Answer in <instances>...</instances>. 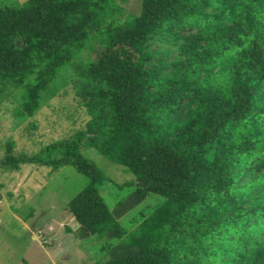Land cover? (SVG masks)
<instances>
[{
	"label": "trees",
	"instance_id": "16d2710c",
	"mask_svg": "<svg viewBox=\"0 0 264 264\" xmlns=\"http://www.w3.org/2000/svg\"><path fill=\"white\" fill-rule=\"evenodd\" d=\"M112 4H0V104L19 94L17 115L40 107L97 25L102 47L83 74L91 118L52 143L64 155L51 161L89 178L67 208L81 237L110 235L100 246L109 258L92 264H264V0H142L127 23ZM185 28L197 31L179 47V74L147 70V43ZM14 142L0 163L38 160L9 154ZM86 146L136 175L116 184L131 185L117 201L106 198L113 180L87 162ZM152 194L158 203L121 222Z\"/></svg>",
	"mask_w": 264,
	"mask_h": 264
},
{
	"label": "rangeland",
	"instance_id": "374dc122",
	"mask_svg": "<svg viewBox=\"0 0 264 264\" xmlns=\"http://www.w3.org/2000/svg\"><path fill=\"white\" fill-rule=\"evenodd\" d=\"M5 1L8 0H0V4ZM112 2L114 18L121 23L131 21L141 11L142 0ZM100 23L105 27L104 21ZM97 31L96 25L87 46L60 70L33 114L17 115L19 94L7 96L0 104V158L8 153V140H14L9 154L36 155L38 159L21 162L17 168L11 163H0V264H92L110 256V251H100L110 235L81 237L80 225L67 208L89 178L72 163L54 170L51 162L64 155V147L52 143L84 129L91 118L88 99H83V94L93 85L83 74L102 47L101 39L95 36ZM196 31L185 28L154 36L146 47L152 55L146 60V69L161 67L162 74H179L175 65L183 58L179 47L185 36ZM83 154L89 164H95L113 180L104 191L109 202L117 201L131 186L121 189L116 184L136 181L131 169L111 161L95 146L84 147ZM159 201V196L149 195L130 209L121 222L125 223L143 205Z\"/></svg>",
	"mask_w": 264,
	"mask_h": 264
}]
</instances>
